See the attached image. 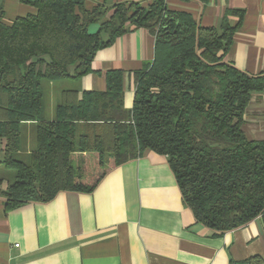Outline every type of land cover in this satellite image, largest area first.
Returning a JSON list of instances; mask_svg holds the SVG:
<instances>
[{"label":"trees","instance_id":"obj_1","mask_svg":"<svg viewBox=\"0 0 264 264\" xmlns=\"http://www.w3.org/2000/svg\"><path fill=\"white\" fill-rule=\"evenodd\" d=\"M145 1L101 0L87 8L85 0H20L36 12L6 23L0 0V164L14 173L0 190L6 208L47 202L60 191L91 192L108 170L150 150L166 157L195 221L218 234L264 212V139H249L241 127L264 74L224 60L243 9L226 8L216 27L167 10L165 0ZM92 23L99 24L94 32ZM139 27L154 36V54L133 73L130 108L123 104V72L111 69L104 90L79 96L78 88L62 89L46 119L43 81L80 80L99 49ZM30 121L35 145L28 151ZM82 153L96 154L103 169L92 171L91 184L72 164Z\"/></svg>","mask_w":264,"mask_h":264},{"label":"crops","instance_id":"obj_2","mask_svg":"<svg viewBox=\"0 0 264 264\" xmlns=\"http://www.w3.org/2000/svg\"><path fill=\"white\" fill-rule=\"evenodd\" d=\"M99 1L85 0V6ZM104 1L112 5L145 0ZM165 4L169 11L189 13L199 24L216 27L226 8L243 9L224 60L247 73L264 74V0H165ZM3 8L6 23L36 12L20 0H3ZM230 20L234 23L236 18ZM98 27L92 23L89 31ZM153 54L154 36L146 28L118 36L96 52L92 71L80 79L79 96L82 90H104L105 72L120 69L123 104L130 108L133 73ZM53 110L45 109L46 119H52ZM33 124H24L26 133ZM241 127L249 139H264V89L251 95ZM3 186L0 182L1 190ZM253 255L264 259V212L218 234L195 221L166 157L150 150L108 170L91 192L60 191L50 201L9 209L0 194V264H228Z\"/></svg>","mask_w":264,"mask_h":264},{"label":"rangeland","instance_id":"obj_3","mask_svg":"<svg viewBox=\"0 0 264 264\" xmlns=\"http://www.w3.org/2000/svg\"><path fill=\"white\" fill-rule=\"evenodd\" d=\"M3 2V0H2ZM4 18V17H3ZM42 88H43V103H44V108L47 110L50 108H55L56 103L59 101V93L62 89L65 88H78L80 89V80H75L71 78H65L57 82H47L43 81L42 82ZM24 143L26 148H31L33 149L35 145V140H34V125H32V128L29 129L24 135ZM73 166L77 169V166L80 167L82 166V170L84 173L83 174V180H90L95 177L93 175V170L98 169L99 172H102L103 169H99L97 165V159L96 156L93 155H84V153L81 154H74L73 160H72ZM13 171L10 169H6L4 166L0 165V175L5 177L0 180V182H3V187L6 185V181L13 178ZM89 174V175H87ZM6 179V180H5ZM86 180V181H87ZM1 190V187H0ZM1 194V193H0Z\"/></svg>","mask_w":264,"mask_h":264},{"label":"built area","instance_id":"obj_4","mask_svg":"<svg viewBox=\"0 0 264 264\" xmlns=\"http://www.w3.org/2000/svg\"><path fill=\"white\" fill-rule=\"evenodd\" d=\"M14 246H17V244H14Z\"/></svg>","mask_w":264,"mask_h":264}]
</instances>
